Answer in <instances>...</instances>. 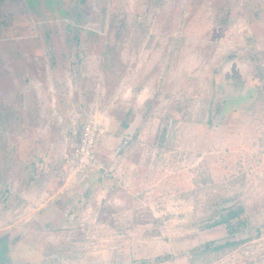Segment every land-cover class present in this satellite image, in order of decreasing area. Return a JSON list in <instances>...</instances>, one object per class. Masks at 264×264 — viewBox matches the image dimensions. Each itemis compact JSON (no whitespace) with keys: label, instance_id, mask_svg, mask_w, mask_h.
I'll return each instance as SVG.
<instances>
[{"label":"rangeland","instance_id":"rangeland-1","mask_svg":"<svg viewBox=\"0 0 264 264\" xmlns=\"http://www.w3.org/2000/svg\"><path fill=\"white\" fill-rule=\"evenodd\" d=\"M28 1L0 4L13 261L264 264V0Z\"/></svg>","mask_w":264,"mask_h":264},{"label":"trees","instance_id":"trees-1","mask_svg":"<svg viewBox=\"0 0 264 264\" xmlns=\"http://www.w3.org/2000/svg\"><path fill=\"white\" fill-rule=\"evenodd\" d=\"M54 206V204H52ZM57 205V204H55ZM245 208L243 206H237V207H229L226 208L225 210H222L218 213V218L214 220L212 225H221L225 224L229 236H235L236 232L238 231V225L234 223V220H240V217L242 213L244 212ZM238 240L236 239H231V238H226L221 241H216V240H211L207 241L202 245L203 251H217L224 249L227 246H231L234 244H237ZM9 251L11 252L10 249V242L8 241L7 238H0V264H17L13 261L12 256L10 255ZM164 257L158 256L156 257V260H161ZM147 260H143V263H146ZM19 264H33V262H30L28 260L22 261Z\"/></svg>","mask_w":264,"mask_h":264},{"label":"built area","instance_id":"built-area-1","mask_svg":"<svg viewBox=\"0 0 264 264\" xmlns=\"http://www.w3.org/2000/svg\"><path fill=\"white\" fill-rule=\"evenodd\" d=\"M93 128L91 126V124H89L88 126H86L84 128V136L81 139V144L79 145V147L76 150V156H80V160L81 163L84 162V160H87L90 156H91V151H90V146H92L93 144ZM88 161V160H87Z\"/></svg>","mask_w":264,"mask_h":264},{"label":"flooded vegetation","instance_id":"flooded-vegetation-1","mask_svg":"<svg viewBox=\"0 0 264 264\" xmlns=\"http://www.w3.org/2000/svg\"><path fill=\"white\" fill-rule=\"evenodd\" d=\"M6 0H0V4L2 2H4ZM84 1V0H82ZM28 7L30 8V11H35L37 9L38 6H33L28 0H26ZM24 38V37H23ZM22 39V38H21ZM31 40V39H30ZM21 41V40H19ZM16 45V44H15ZM18 45V44H17ZM16 47V46H15ZM16 70L18 71V73H21V71L23 70V65H19L18 67H16ZM238 70V67L236 66V62H233L232 66L230 67L229 70V74L225 75V77H227V80L231 79V76L235 75L234 73ZM10 78L8 77L7 81Z\"/></svg>","mask_w":264,"mask_h":264}]
</instances>
